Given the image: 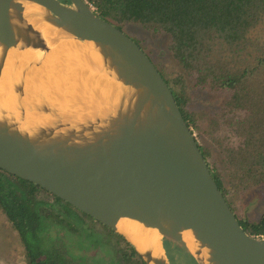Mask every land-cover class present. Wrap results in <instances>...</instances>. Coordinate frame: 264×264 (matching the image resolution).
<instances>
[{"label":"water","instance_id":"obj_1","mask_svg":"<svg viewBox=\"0 0 264 264\" xmlns=\"http://www.w3.org/2000/svg\"><path fill=\"white\" fill-rule=\"evenodd\" d=\"M34 21L89 43L98 58L95 70L110 81L109 93L90 100L81 91L74 106L49 97L34 70L52 46ZM22 51L33 56L20 62L15 54ZM5 63L0 170L118 234L121 218L154 229L156 253L120 234L144 264H171L173 250L188 264H264V236L239 225L154 64L87 1L0 0V78Z\"/></svg>","mask_w":264,"mask_h":264},{"label":"trees","instance_id":"obj_2","mask_svg":"<svg viewBox=\"0 0 264 264\" xmlns=\"http://www.w3.org/2000/svg\"><path fill=\"white\" fill-rule=\"evenodd\" d=\"M85 1L99 18L122 30L142 51L123 30L126 24L165 35L166 51L178 70L166 75L154 66L233 212L229 195L238 197L264 184V0ZM187 90L204 93L205 103L191 105L192 93ZM212 154L215 159L210 163ZM39 190L48 193L0 170V213L22 245L21 264H57L48 251L44 220L59 214L51 213L46 200L37 197ZM52 199L59 209H75L56 196ZM236 219L247 234L264 236V210L255 221ZM106 229L117 238L118 249L129 252L122 256L144 264L132 245Z\"/></svg>","mask_w":264,"mask_h":264},{"label":"rangeland","instance_id":"obj_3","mask_svg":"<svg viewBox=\"0 0 264 264\" xmlns=\"http://www.w3.org/2000/svg\"><path fill=\"white\" fill-rule=\"evenodd\" d=\"M123 30L140 44L153 64L162 72L166 74L178 70L175 61L166 51L165 35L149 33L136 24H126ZM187 91L192 93L191 105L196 107L205 103L204 93L198 90ZM214 156L209 157L210 163L215 159ZM217 167L216 169L221 168L218 164ZM36 195L46 200L51 213L55 212L56 216L59 214L58 218L44 220L45 225H48V251L53 254L57 264H139L134 258L122 256L123 253H114L116 238L101 224L75 209L67 212L59 209L58 203L53 202L52 196L45 191L39 190ZM228 198L238 219L255 221L264 210V184L238 197L229 195ZM173 252L176 258L181 259L182 264H188L180 255L182 252L173 250L172 258ZM23 262L24 250L18 236L0 213V263ZM170 263L173 264L172 261Z\"/></svg>","mask_w":264,"mask_h":264},{"label":"bare ground","instance_id":"obj_4","mask_svg":"<svg viewBox=\"0 0 264 264\" xmlns=\"http://www.w3.org/2000/svg\"><path fill=\"white\" fill-rule=\"evenodd\" d=\"M31 7L37 8L32 5L27 6V8ZM33 24L52 46L51 51L44 55L41 63L34 70V75L41 81L44 91L49 97L59 95L64 100H71L70 104L66 102L67 105L74 106L76 104L73 99L82 93L89 96L90 100L95 98V93H103L105 96L109 93L110 81L95 70L98 58L89 43L68 38L65 34L46 24L37 21H34ZM15 55L20 62L33 56L29 51H22ZM11 56L12 54H9L6 60H10ZM7 75L8 65L5 63L0 78V87L3 89L6 85ZM115 227L116 231L137 249L152 245L153 253L160 252L159 235L154 229L127 218L119 219ZM182 239L186 246L192 250V238L187 231L182 232Z\"/></svg>","mask_w":264,"mask_h":264},{"label":"flooded vegetation","instance_id":"obj_5","mask_svg":"<svg viewBox=\"0 0 264 264\" xmlns=\"http://www.w3.org/2000/svg\"><path fill=\"white\" fill-rule=\"evenodd\" d=\"M48 194H50V193L48 192ZM50 195L52 196V194H50ZM75 209H76V208H75ZM76 210H77V209H76ZM78 211H79V210H78ZM91 219H92V218H91ZM97 223H98V222H97ZM99 224H100V223H99ZM101 225H102V224H101ZM102 226L105 227L104 225H102ZM106 228H107V227H106ZM114 237H115V236H114ZM115 238H116V237H115ZM114 243H115V249H114L115 251H114V253H129V252L126 251V250H122V249L119 250V249H118L119 246L117 245V243H118V242H117V238H116V240H115ZM172 263H173V264H182V263H181V259H180V258H176L175 253H173V261H172Z\"/></svg>","mask_w":264,"mask_h":264}]
</instances>
